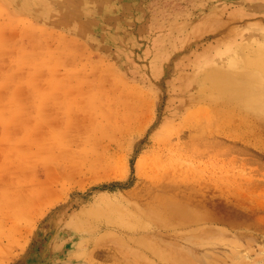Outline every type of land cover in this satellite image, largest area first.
<instances>
[{"label": "rangeland", "instance_id": "obj_1", "mask_svg": "<svg viewBox=\"0 0 264 264\" xmlns=\"http://www.w3.org/2000/svg\"><path fill=\"white\" fill-rule=\"evenodd\" d=\"M260 53L264 0H0V264H264Z\"/></svg>", "mask_w": 264, "mask_h": 264}, {"label": "bare ground", "instance_id": "obj_2", "mask_svg": "<svg viewBox=\"0 0 264 264\" xmlns=\"http://www.w3.org/2000/svg\"><path fill=\"white\" fill-rule=\"evenodd\" d=\"M256 53V52H255ZM259 53V52H258ZM262 53V52H261ZM257 54L256 56H260V58H258V59H256V57H255V59L256 60H253V61H251L252 62V65H253V63H261V61L262 62H264V54ZM251 60V59H250ZM249 60V61H250ZM251 62H249L250 63V65H248L249 67H251ZM260 65V64H259ZM254 67V66H253ZM257 67V66H256ZM222 70V69H221ZM243 71V70H242ZM245 71V70H244ZM259 71V70H258ZM260 72V71H259ZM258 74V73H257ZM210 75H212V76H215V79H216V81H217V85L219 86L220 84L221 85H224L225 86V88H228V89H230V90H232V92L234 93V95H235V93L237 94L238 93V89H237V87H238V84H235V81H233V80H230V78H227V76H228V74L226 73V72H224V71H219V70H213L211 73H210ZM209 75V76H210ZM232 75V74H231ZM238 75V74H237ZM240 76H256L253 72H242V73H240ZM264 76V75H263ZM249 81V80H248ZM71 84V83H70ZM109 85V84H108ZM253 85V84H252ZM96 86V85H95ZM246 86V85H245ZM244 87V86H243ZM250 87H251V85H250ZM262 87V86H261ZM247 88V87H246ZM249 89V88H248ZM255 89V88H254ZM219 90H220V88H219ZM247 91H249V90H247ZM247 91H246V94L248 95V94H250L251 92V90L249 91V93H247ZM221 92V91H220ZM227 93V92H226ZM239 94V93H238ZM242 94V93H241ZM254 94V93H253ZM245 95V94H244ZM256 98V97H255ZM260 100H261V98H260ZM263 100V99H262ZM259 101V100H258ZM264 101V100H263ZM261 104V103H260ZM236 109V108H235ZM248 114V113H247ZM251 114V113H250ZM70 115V114H69ZM257 122V121H256ZM245 123V122H244ZM259 128V127H258ZM224 129V128H223ZM229 129V128H228ZM227 129V130H228ZM232 130V129H231ZM260 131V130H259ZM229 132V131H228ZM244 132V131H243ZM249 134V133H248ZM264 135V134H263ZM247 136V135H246ZM262 138H264L263 136H262ZM216 144V143H215ZM245 179H247L246 177H245ZM160 180V179H159ZM218 180V179H217ZM219 181V180H218ZM245 181H248V180H244V183L242 182V184H245ZM159 182V181H158ZM199 182V181H198ZM200 183V182H199ZM208 183L209 182H207L206 184L208 185ZM212 184H213V182H212ZM215 184H216V181H215ZM238 184V183H237ZM217 185V184H216ZM212 186V185H211ZM242 186V185H241ZM244 186V185H243ZM229 187V186H228ZM246 187V186H245ZM241 188H243V187H241ZM248 188V187H247ZM232 190V189H231ZM230 191V190H229ZM238 191H239V189H238ZM241 191V190H240ZM235 192V191H234ZM237 192V191H236ZM247 192V191H246ZM238 194V193H237ZM164 195V194H163ZM236 195V194H235ZM241 195H244L245 196V194L243 193V194H241ZM240 195L238 194L237 195V197L238 198H240L239 197ZM243 196V197H244ZM242 197V196H241ZM249 197V196H248ZM235 198H236V196H235ZM237 198V199H238ZM232 199H233V197H232ZM244 199V198H243ZM245 199H246V202L248 201L247 200V197L245 196ZM240 199H238L237 201H239ZM243 202H244V200H242ZM241 201V202H242ZM249 202V201H248ZM253 203V202H252ZM261 205V204H260ZM168 209V208H167ZM262 209H264V208H262ZM180 210H182V209H180ZM151 211H152V209H151ZM151 211H149V212H151ZM167 211V210H166ZM174 211H176V210H174ZM155 212V211H154ZM171 212V211H170ZM149 214V213H148ZM168 215H169V213H167ZM156 215V214H155ZM158 215V214H157ZM158 217H160L159 215H158ZM197 217H199V216H197ZM260 217V216H259ZM170 218V217H169ZM139 219V218H138ZM155 219V218H154ZM160 220V219H159ZM178 220V219H177ZM173 221H174V219H173ZM180 222V221H179ZM181 223V222H180ZM178 225H180V224H178ZM177 226V225H176ZM177 227H179V226H177ZM147 249V248H146ZM177 254V253H176ZM181 255V254H180ZM72 258V257H71ZM189 261H190V259H189Z\"/></svg>", "mask_w": 264, "mask_h": 264}]
</instances>
